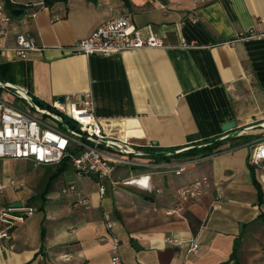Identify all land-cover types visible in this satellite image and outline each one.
<instances>
[{
  "label": "crops",
  "instance_id": "obj_1",
  "mask_svg": "<svg viewBox=\"0 0 264 264\" xmlns=\"http://www.w3.org/2000/svg\"><path fill=\"white\" fill-rule=\"evenodd\" d=\"M12 1L35 4L0 24L11 84L50 106L90 94L108 137L143 155L126 157L134 164L118 166L103 196L96 177L69 161L0 159V214L18 202L35 209L3 240L0 264H112L117 255L122 264H264V174L251 163L264 140V0ZM128 15L166 47L111 57L71 51ZM21 34L42 48L27 60L12 50ZM142 175L150 189L123 184ZM6 227L0 221V232Z\"/></svg>",
  "mask_w": 264,
  "mask_h": 264
},
{
  "label": "built area",
  "instance_id": "obj_2",
  "mask_svg": "<svg viewBox=\"0 0 264 264\" xmlns=\"http://www.w3.org/2000/svg\"><path fill=\"white\" fill-rule=\"evenodd\" d=\"M35 14L31 16L35 17ZM13 18L4 1L0 0V24L10 23ZM146 32L144 34L133 25L130 15L113 18L101 24L89 37L74 43L71 51L86 56L111 57L125 51L166 47L163 38L155 34L151 26L147 27ZM7 35L5 29L0 31V36ZM12 50L17 58L27 60L32 53L42 48H39L33 36L21 34L16 37ZM2 89L12 91L30 110L25 111L0 98V159L32 160L38 165L53 166L69 161L79 175L96 177L100 194L103 196L104 182L113 179L118 166L125 163L134 164L126 157L143 155L128 141L108 137L102 122L95 115L94 101L90 94L81 100L74 95H68L64 97V103L56 101L51 108H42L35 103L31 95L14 84H4L0 81V90ZM41 117H48L54 123H47ZM262 128L264 130V123ZM245 133L247 131L239 136ZM251 163L264 174V141L256 147ZM184 170L185 167L182 166L177 174ZM123 184L146 189L151 186L150 178L144 175L135 176ZM70 189L75 188L72 186ZM34 213L33 207L8 208L1 211L0 221L7 227L0 232V248L4 247L3 240L11 238L10 230ZM105 222L108 230L114 228V222L109 215L105 216ZM172 242L180 243L178 240ZM198 248L199 245L195 243L191 251L196 252ZM112 264H122L120 256H115Z\"/></svg>",
  "mask_w": 264,
  "mask_h": 264
},
{
  "label": "trees",
  "instance_id": "obj_3",
  "mask_svg": "<svg viewBox=\"0 0 264 264\" xmlns=\"http://www.w3.org/2000/svg\"><path fill=\"white\" fill-rule=\"evenodd\" d=\"M57 0H39V2H42L44 6H51L54 2H56ZM35 3L32 2V1H28L27 3H24V4H20V3H16L12 0H5V5H6V8L9 10V11H12L14 9H21V10H25L31 6H33ZM9 67L8 66H0V81L1 82H4V83H13L14 80H10L11 77H8L9 76ZM34 101L36 104L40 105L42 108H51L50 105L34 98ZM225 142V140L223 141H219V142H216V143H211L209 144L208 146L206 147H202L200 149H194V150H191V151H188L186 152V154H190V155H201V153H204V151H213L214 149L216 148H219L221 145H223ZM67 163V162H66ZM255 168L252 166V171H254ZM254 174V173H253ZM254 184L255 185H258V182L255 178V175H254ZM260 198H261V201H262V197H261V194H260Z\"/></svg>",
  "mask_w": 264,
  "mask_h": 264
},
{
  "label": "rangeland",
  "instance_id": "obj_4",
  "mask_svg": "<svg viewBox=\"0 0 264 264\" xmlns=\"http://www.w3.org/2000/svg\"><path fill=\"white\" fill-rule=\"evenodd\" d=\"M0 98L14 104L15 106L25 110V111H28L30 110L29 107L25 104L24 101H22L21 99L17 98V97H13L11 94H9L8 90H2V92H0ZM42 120H44L45 122L47 123H50V124H53L54 122L49 119L48 117H41ZM264 141V140H263ZM261 143V142H257L255 143L253 146H258V144ZM252 146V147H253Z\"/></svg>",
  "mask_w": 264,
  "mask_h": 264
},
{
  "label": "water",
  "instance_id": "obj_5",
  "mask_svg": "<svg viewBox=\"0 0 264 264\" xmlns=\"http://www.w3.org/2000/svg\"><path fill=\"white\" fill-rule=\"evenodd\" d=\"M11 13H12L13 16H15V17H20L22 14H24V11H23V10H20V9H14V10L11 11ZM2 83H4V82H2ZM4 84H6V83H4ZM64 101H65V98H64V97H60V98L58 99V102H60V103H64ZM235 128H236V124L232 122V123H228V124H226V125L223 127V130H224L225 132H227V131L234 130ZM23 206H24V203H23V202H18V203H14V204H12V205H11V208L16 209V208H22ZM134 247L137 248V244H136V243L134 244Z\"/></svg>",
  "mask_w": 264,
  "mask_h": 264
},
{
  "label": "bare ground",
  "instance_id": "obj_6",
  "mask_svg": "<svg viewBox=\"0 0 264 264\" xmlns=\"http://www.w3.org/2000/svg\"><path fill=\"white\" fill-rule=\"evenodd\" d=\"M79 118H83V117L79 116Z\"/></svg>",
  "mask_w": 264,
  "mask_h": 264
}]
</instances>
